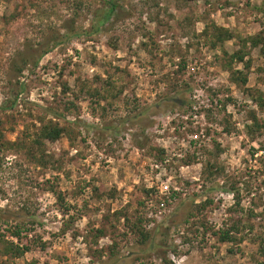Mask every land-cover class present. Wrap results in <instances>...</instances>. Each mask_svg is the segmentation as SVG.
I'll return each instance as SVG.
<instances>
[{"label":"rangeland","instance_id":"obj_1","mask_svg":"<svg viewBox=\"0 0 264 264\" xmlns=\"http://www.w3.org/2000/svg\"><path fill=\"white\" fill-rule=\"evenodd\" d=\"M118 5L87 35L107 0H0V239L32 240L0 264H264V57L227 70L264 0Z\"/></svg>","mask_w":264,"mask_h":264},{"label":"trees","instance_id":"obj_2","mask_svg":"<svg viewBox=\"0 0 264 264\" xmlns=\"http://www.w3.org/2000/svg\"><path fill=\"white\" fill-rule=\"evenodd\" d=\"M108 7L105 12L100 16V21L97 25H93L91 32L86 33L87 35H96L100 33L105 25L111 20V18L114 16L116 11L118 10V0H107ZM214 33L216 34V37L218 38V43L223 44L224 42L231 40L234 38V34L231 33L229 30L221 28V27H215ZM81 36V34H80ZM243 47H241L239 50H237L231 57L229 61V67H227V70L229 69L231 73V80L234 84L239 85H245L247 83L246 75H244L243 71H235L231 67L232 62H238L244 64V69H249L250 64L248 61H246L247 57V51L245 49L247 48V45H250V48L255 49L258 48L260 50V54L264 57V37L263 34L260 33L258 35L249 37L247 39L242 40ZM48 52V50L43 51L39 57H37L35 64H37L43 56ZM30 60L26 61L25 68L30 64ZM231 68V69H230ZM257 100V99H256ZM257 103L259 106L264 108V93H260L259 101L257 100ZM139 117V116H138ZM39 139L36 141L37 144H42L44 141H56L59 138H61L65 134V129L61 127L59 124H55L53 122H49L45 125H43L40 129ZM19 145V144H16ZM165 151H162V154H164ZM165 160V159H164ZM235 198H236V204H240V197L239 193H236V191H231ZM61 199V197H59ZM240 223V222H239ZM234 229L229 231H220L218 233V237L221 242H234L235 241V234H238L239 230V224H234ZM15 231H10L8 229L7 235H1L0 242L3 245L2 251H0L3 256H8L13 259L21 258L25 255V253L29 252L31 250L30 248V241L29 239V233H26L24 235L22 228L20 226L14 227ZM100 234H102V231H99ZM9 237H14L17 242L14 241H7ZM148 238V237H147ZM4 240V241H3ZM26 240V244H23L22 242ZM262 240V239H261ZM156 245H153L151 250H154ZM260 254L264 258V244L262 243L260 245Z\"/></svg>","mask_w":264,"mask_h":264},{"label":"built area","instance_id":"obj_3","mask_svg":"<svg viewBox=\"0 0 264 264\" xmlns=\"http://www.w3.org/2000/svg\"><path fill=\"white\" fill-rule=\"evenodd\" d=\"M191 69H192V71L193 72H195V68L194 67H191ZM198 92V91H197ZM199 94V93H198ZM195 97H198L197 95H195ZM196 117H198V116H196ZM166 161H167V159H166ZM156 167H158V165L156 164L155 165ZM158 188V190H159V192L161 193V194H163V195H166L167 197H169L170 196V187H169V185H167L166 183H163V185L161 186V187H157ZM161 206L162 207H165V202H163L162 204H161Z\"/></svg>","mask_w":264,"mask_h":264}]
</instances>
